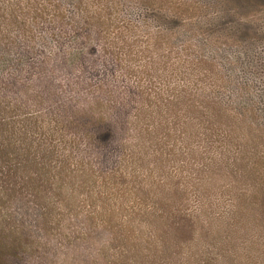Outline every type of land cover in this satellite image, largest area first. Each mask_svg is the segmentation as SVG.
<instances>
[{
  "label": "rangeland",
  "instance_id": "obj_1",
  "mask_svg": "<svg viewBox=\"0 0 264 264\" xmlns=\"http://www.w3.org/2000/svg\"><path fill=\"white\" fill-rule=\"evenodd\" d=\"M0 264H264V0H0Z\"/></svg>",
  "mask_w": 264,
  "mask_h": 264
},
{
  "label": "trees",
  "instance_id": "obj_2",
  "mask_svg": "<svg viewBox=\"0 0 264 264\" xmlns=\"http://www.w3.org/2000/svg\"><path fill=\"white\" fill-rule=\"evenodd\" d=\"M0 112H5L4 108L0 107Z\"/></svg>",
  "mask_w": 264,
  "mask_h": 264
}]
</instances>
